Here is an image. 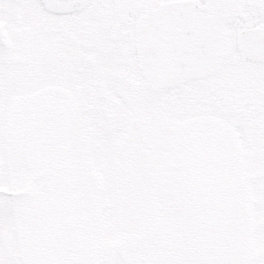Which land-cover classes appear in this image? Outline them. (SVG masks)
<instances>
[{"label": "snow or ice", "instance_id": "obj_1", "mask_svg": "<svg viewBox=\"0 0 264 264\" xmlns=\"http://www.w3.org/2000/svg\"><path fill=\"white\" fill-rule=\"evenodd\" d=\"M0 264H264V0H0Z\"/></svg>", "mask_w": 264, "mask_h": 264}]
</instances>
